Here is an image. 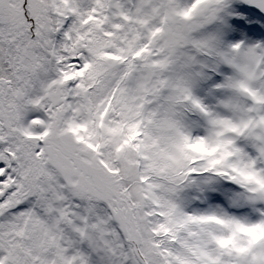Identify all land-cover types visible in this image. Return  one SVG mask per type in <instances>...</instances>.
I'll use <instances>...</instances> for the list:
<instances>
[{
	"label": "snow or ice",
	"instance_id": "snow-or-ice-1",
	"mask_svg": "<svg viewBox=\"0 0 264 264\" xmlns=\"http://www.w3.org/2000/svg\"><path fill=\"white\" fill-rule=\"evenodd\" d=\"M0 264H264V0H0Z\"/></svg>",
	"mask_w": 264,
	"mask_h": 264
}]
</instances>
